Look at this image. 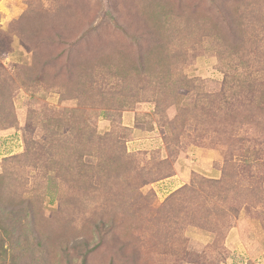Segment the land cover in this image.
Returning a JSON list of instances; mask_svg holds the SVG:
<instances>
[{"label": "rangeland", "instance_id": "374dc122", "mask_svg": "<svg viewBox=\"0 0 264 264\" xmlns=\"http://www.w3.org/2000/svg\"><path fill=\"white\" fill-rule=\"evenodd\" d=\"M194 148L222 175L178 186ZM242 216L264 235V0H0V264H214Z\"/></svg>", "mask_w": 264, "mask_h": 264}, {"label": "crops", "instance_id": "0c3cea01", "mask_svg": "<svg viewBox=\"0 0 264 264\" xmlns=\"http://www.w3.org/2000/svg\"><path fill=\"white\" fill-rule=\"evenodd\" d=\"M193 157H196L197 160L194 161ZM217 161V155L213 150L194 148L182 154L177 160L175 182L178 186L189 182L193 171L202 173L209 178H220L222 170ZM188 231L194 242L198 244V249L216 238V234L212 231L196 226L189 228ZM262 254H264V235L260 223L250 221L242 216L237 218L233 227L224 237L223 255L214 254L210 258H201L214 264H263L264 257H260Z\"/></svg>", "mask_w": 264, "mask_h": 264}]
</instances>
